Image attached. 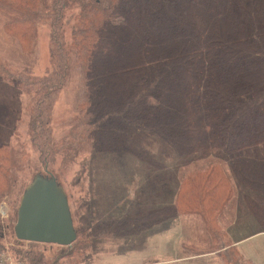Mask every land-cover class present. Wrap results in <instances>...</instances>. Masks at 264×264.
<instances>
[{
    "label": "trees",
    "instance_id": "obj_1",
    "mask_svg": "<svg viewBox=\"0 0 264 264\" xmlns=\"http://www.w3.org/2000/svg\"><path fill=\"white\" fill-rule=\"evenodd\" d=\"M69 8L77 11L67 38ZM0 9L18 15L3 30L24 56L36 48L38 25L46 20L50 27L45 76L30 67L14 71L0 56V82L16 83L30 99L29 135L43 163L60 155L68 169L84 149L127 153L152 167L173 165L172 153L220 154L183 174L176 203L136 217L92 220L88 230L75 226L77 239L62 256L92 255L111 236L139 235L175 216L196 215L211 252L226 264H251L222 225L237 196L234 177L254 193L244 201L264 232V0H0ZM74 69L81 85L75 117L66 140L55 143L53 106ZM22 156L0 141V204L32 167ZM6 236L0 217V249ZM30 254L23 255L25 264L43 261Z\"/></svg>",
    "mask_w": 264,
    "mask_h": 264
},
{
    "label": "rangeland",
    "instance_id": "obj_2",
    "mask_svg": "<svg viewBox=\"0 0 264 264\" xmlns=\"http://www.w3.org/2000/svg\"><path fill=\"white\" fill-rule=\"evenodd\" d=\"M76 11L77 9L71 8L67 10V17L64 21L65 34L67 38H70L71 36L70 27L75 22ZM16 17H18L16 13L0 9V56L10 64L14 71L20 70L23 67H30L32 73L35 76H45L46 73L51 69V34L48 21L45 20L38 25L36 48L30 56H24L21 54L20 48L17 43L11 38L7 37L3 30L4 23ZM79 76L80 75L78 70L74 69L70 81L56 96L50 124L52 135L51 137L55 143H61L65 141L70 134L72 120L75 117L74 106L78 101V98L80 96L79 93L81 90ZM29 104L30 99L28 95L16 83L9 81L0 82V141L8 144L11 152H13L14 154L21 152L23 156L20 158L25 159V163L28 161L29 166H32L28 168L27 171L20 174L21 180L18 184V188L27 186L29 183H31L36 175L48 177L51 175L54 176L68 199L73 218L74 213L77 215V217L73 219L74 226H76V228H83L84 230H88V228L92 226L93 222V216L89 213L88 206L91 199L89 193V191L91 190V183H94L93 181H97L99 177V184L101 183L102 186L110 187L112 182L115 181L111 176L106 174L107 170L114 169L107 166L106 162L108 160L135 161L137 159L127 153L122 152H116L113 154H92L90 149H84L83 152L78 156L76 161L73 162L68 167V169L62 168V156L60 155L50 163H43L40 158L41 155L39 151H36L32 142V137L29 135ZM160 149V147H157L155 148V151L160 153ZM172 155L173 159L171 160L173 161V165H170L171 167H169V169L173 172L174 176L176 174L175 178H178L179 181H181L182 176L186 171L193 170L197 167H206L209 165L210 161H215L220 157V154H218L217 151L201 152L183 158H179L173 153ZM157 158L162 162L166 161L163 160L166 158L160 154H157ZM227 167L228 165L225 163L224 169L228 174H230V170ZM59 170H61V174L59 173ZM96 184H98V182ZM233 184L237 192V198L229 208H231V206L232 208H235V206H237L239 217L245 218L248 212L246 210L247 207L245 205L244 196L254 195V193L244 186L240 185L234 177ZM154 185L155 181L149 177H146L145 179H136L133 188L136 187L140 190L132 191L130 200L134 201V199L136 198H138V200H140V198L144 200V196L146 195V193L144 192V194H141L140 192L143 191L144 188L146 191L150 190L151 195L149 197L155 198L157 190L155 189ZM18 188H15L12 194L6 197L0 204L1 223L3 227H5V233L7 234L6 239L1 243L4 248L0 249V251L11 260V264H25L22 260L23 255L26 256L29 253H31L30 255H32L36 260L39 257H42L43 261H40L39 264H57V262L58 264H106L105 262L100 263V258L103 255H108V258H111V256L116 255L117 252H123L127 250L126 247L130 249L134 244H137V241L135 240H140L139 238H132L133 241L131 243H128V246H124V248L121 247V249L116 246L115 242L117 240H122V238L125 239L126 237L111 236L110 238L105 239L103 244L99 245L96 254H86L80 258L78 257L79 255H77V257H64V255L62 256L61 251L63 246L32 243L20 240L18 241V239H16L17 237H15L14 232V226L16 225L14 223V214L16 212L17 206H20L21 198L24 194L23 193L21 195L22 191L19 193L18 191L20 190H18ZM105 195L111 197V192L108 190V193ZM112 195L113 202L116 198L122 196L121 193L117 191L112 192ZM108 204L111 203L102 201L95 204L94 207L99 210H106L108 209ZM140 208L141 207H139L138 210L130 209V213L127 215H135L136 213L134 212L136 211L134 210H137L138 212L142 211L146 214V209L144 207L142 209ZM156 210L157 209L153 208L150 209V212L152 213ZM120 216L121 214H119L118 211H111V217ZM192 216L201 219L200 216ZM232 217L233 216L231 215L230 218L228 216L226 219L230 220ZM226 219L224 216L223 221H225ZM226 225L231 233L236 234L244 233L250 229H240L238 224L231 221L225 223V227ZM134 236L139 235L136 234ZM204 241L206 242L204 244L205 246L193 247L191 249L188 248L187 250L191 252L190 256L212 255V257H210V259L204 260L198 259L197 261L195 260L186 264H226L223 258L217 252L210 251V238L207 237V239L202 240L200 243L202 244ZM250 242L247 243L249 245H246L243 248L244 251H247L246 253L249 259H251V261H248L251 262V264H264L260 253L251 251V248L255 249L257 247H261L262 245L264 246V240L259 238L255 241ZM19 253L22 254L20 255L22 258L18 255ZM93 255L95 257H91ZM60 256H62V258H60Z\"/></svg>",
    "mask_w": 264,
    "mask_h": 264
},
{
    "label": "crops",
    "instance_id": "obj_3",
    "mask_svg": "<svg viewBox=\"0 0 264 264\" xmlns=\"http://www.w3.org/2000/svg\"><path fill=\"white\" fill-rule=\"evenodd\" d=\"M106 163L108 167L114 168L111 170H107L106 174L111 176L115 181L112 182L110 187L102 186L101 183L99 184V177L97 181H93L94 183H91V190L89 191L91 199L88 206L89 213L93 216V220L105 221L127 217V214L130 213V209L138 210L139 207H141L140 209L144 207L147 211L146 213H148L150 212V209H159L167 205L176 203L178 191L180 188V181L178 180V178H175L176 174L174 176L173 172L169 169V167L171 166L166 165L161 167H152L147 162L139 160H108ZM172 163L173 162H171L170 164ZM146 177H149L155 181L154 186L157 190L155 198L149 197L151 195L150 190L146 191L144 188L143 191L140 192L141 194H144V192L146 193V195L144 196L145 199L142 200L140 198V200H138V198H136L134 199V201H131V192L140 190L136 187L133 188L135 180L141 178L145 179ZM97 182L98 184H96ZM107 189L111 192V197L105 195L108 193ZM115 191L120 192L122 196L116 198L113 202L112 192ZM102 201L111 203L108 204V209L99 210L94 207L95 204ZM235 201L236 199H234L231 204H233ZM229 207L224 213L225 219L228 216L230 218L231 215L233 217L230 220L226 219L225 221H223L222 227L224 230H226L229 240L231 241L232 245L236 247L241 256L243 258L246 257L247 260L251 261L246 253L247 251H244L243 248L246 245H249L247 243H249L250 241H255L259 238L264 240V232L260 230L258 221L248 209H246L248 212V214H246V217L240 218L237 206H235V208H232V206L231 208ZM112 210L118 211L121 216L111 217ZM137 210H134L136 211L134 212L136 213L135 215L128 217H136L145 214L142 211L138 212ZM228 221L238 224L240 229H250L244 233H231L230 230H228L227 225L225 227V223H227ZM207 234L208 233L202 219L195 218L192 215H179L178 217L171 218L163 223L155 225L149 230L139 234V236H129L126 237L128 239L122 238V240H117L115 242L116 246L118 248H124V246H128V243H131L133 241L132 238L140 239L135 240L137 241V244H134L130 249L126 247L127 250L123 252H117L116 255L111 256V258H108V255H103L100 258V263L186 264L195 260L197 261L198 259H210L212 255L190 256L191 252L187 250L188 248L191 249L193 247L205 246V241L202 244L200 242L207 239ZM251 251L259 252L264 262L263 245L255 249L251 248ZM91 257L95 256L93 255Z\"/></svg>",
    "mask_w": 264,
    "mask_h": 264
},
{
    "label": "water",
    "instance_id": "obj_4",
    "mask_svg": "<svg viewBox=\"0 0 264 264\" xmlns=\"http://www.w3.org/2000/svg\"><path fill=\"white\" fill-rule=\"evenodd\" d=\"M18 240L71 247L77 232L68 199L54 176L36 175L26 188L15 225Z\"/></svg>",
    "mask_w": 264,
    "mask_h": 264
},
{
    "label": "built area",
    "instance_id": "obj_5",
    "mask_svg": "<svg viewBox=\"0 0 264 264\" xmlns=\"http://www.w3.org/2000/svg\"><path fill=\"white\" fill-rule=\"evenodd\" d=\"M11 260L0 251V264H11Z\"/></svg>",
    "mask_w": 264,
    "mask_h": 264
}]
</instances>
